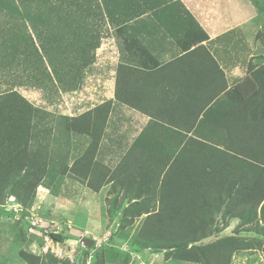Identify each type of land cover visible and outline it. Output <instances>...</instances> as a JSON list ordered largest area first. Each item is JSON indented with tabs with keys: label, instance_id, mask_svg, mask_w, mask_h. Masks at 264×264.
Returning a JSON list of instances; mask_svg holds the SVG:
<instances>
[{
	"label": "trees",
	"instance_id": "1",
	"mask_svg": "<svg viewBox=\"0 0 264 264\" xmlns=\"http://www.w3.org/2000/svg\"><path fill=\"white\" fill-rule=\"evenodd\" d=\"M82 4L81 0H0V12L22 23L0 24V69L11 61L20 63L28 71L31 87L54 86L56 79L43 61L45 55L54 68L47 56L51 36L36 45L25 21L32 22L40 40L42 34L35 30L38 20L44 27L53 19L68 23L70 11ZM6 49L12 50L11 58L5 56ZM18 54L24 58L17 60ZM93 60V55L79 53L61 63L76 79ZM55 75L58 80L65 77ZM257 88L237 91L238 101H243L238 114L254 121L237 124V136L221 146L208 138L190 140L189 150H111L107 162L97 146L112 110L110 101L68 116L34 106L17 90L0 91V205L13 195L23 209L30 208L47 176L67 175L95 192L109 184L107 212L110 218L119 213L118 230L129 226L134 216L146 214L133 236L134 246L162 253L166 260L231 264L235 253L264 244V83ZM75 89L70 84L62 91ZM232 219L238 220L233 232L218 237ZM240 232L253 237H242ZM48 237L55 242L66 239L62 229ZM20 256L29 264L39 262L24 251ZM52 264L70 263L52 258Z\"/></svg>",
	"mask_w": 264,
	"mask_h": 264
},
{
	"label": "crops",
	"instance_id": "2",
	"mask_svg": "<svg viewBox=\"0 0 264 264\" xmlns=\"http://www.w3.org/2000/svg\"><path fill=\"white\" fill-rule=\"evenodd\" d=\"M81 1L90 11L93 0ZM243 1H100L103 14L85 23V38L100 49L86 71L92 86H83L101 92L99 102L84 111L111 103L97 146L104 162L111 150H189L190 140L208 138L221 146L237 136V124L254 121L238 114L243 101L237 91L264 83V50L251 39L253 29H264V0ZM105 186L93 192L106 194ZM229 224L236 227L238 220ZM224 233L218 237L232 232ZM251 252L260 251L235 253L234 264H264V257L253 259Z\"/></svg>",
	"mask_w": 264,
	"mask_h": 264
},
{
	"label": "rangeland",
	"instance_id": "3",
	"mask_svg": "<svg viewBox=\"0 0 264 264\" xmlns=\"http://www.w3.org/2000/svg\"><path fill=\"white\" fill-rule=\"evenodd\" d=\"M100 1L93 0V4H88L90 11L84 4L75 6L70 11L68 23L53 19L47 21L44 27L38 20L35 30L42 34L40 40L35 37L32 22L25 21L27 31L34 38L36 45L39 46L40 41H48L51 36L52 50L50 47L47 49V56L53 59L55 73L65 77L60 78V82L48 58L43 55L44 66L53 79H56V84L51 87L47 84L45 87H31L27 78L28 71H23L22 64L11 61L0 69V91L17 90L34 106L64 115H78L98 103L101 92L85 90L84 86L86 82L88 86H92L90 80L86 79V71L96 62L94 52L96 54L100 48H95L94 44L97 42L86 39L84 34L88 28L85 23L91 17L93 21L98 20L102 13L101 8L98 11L95 9V2L100 6ZM249 1L259 5L262 0ZM0 24L10 27L22 23L15 16L0 12ZM251 39L258 41L257 50L260 45L264 50L263 28L257 31L253 29ZM11 52V49H6L5 56L11 58ZM79 53H84L85 56L92 54L94 60L83 70L82 76L74 79L68 74L73 72L68 71L70 68H67L66 63H61V60H73ZM22 57L24 58V54H18L17 60ZM95 67L101 68L99 65ZM70 84L76 89L62 91ZM80 91L82 94H78ZM105 187L106 194L104 190L101 195L71 180L67 175H56L47 176L37 187L34 201L28 209H23L15 197L9 195L0 205V264H29L20 256V251L37 256L38 264H52V258L67 260L70 264H197L175 259L166 260L162 253L153 254L147 249L134 246L133 236L146 214L134 216L129 226L118 230V212L121 209L115 211L118 214L114 218L109 217L106 201L110 196L109 184ZM235 225L229 224L224 229V234L233 232ZM59 229L65 232L66 239L63 242L52 241L48 233ZM257 249L260 252H251L254 253L253 259H263L264 244ZM233 261L232 259L231 264H234Z\"/></svg>",
	"mask_w": 264,
	"mask_h": 264
}]
</instances>
